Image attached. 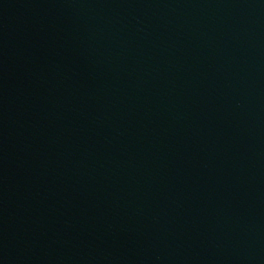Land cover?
Masks as SVG:
<instances>
[{
    "label": "water",
    "instance_id": "obj_1",
    "mask_svg": "<svg viewBox=\"0 0 264 264\" xmlns=\"http://www.w3.org/2000/svg\"><path fill=\"white\" fill-rule=\"evenodd\" d=\"M0 264H264V0H0Z\"/></svg>",
    "mask_w": 264,
    "mask_h": 264
}]
</instances>
